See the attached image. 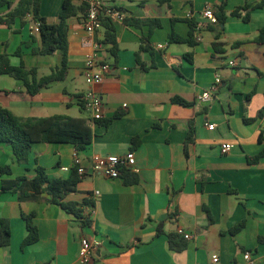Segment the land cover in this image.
<instances>
[{
    "label": "crops",
    "instance_id": "1",
    "mask_svg": "<svg viewBox=\"0 0 264 264\" xmlns=\"http://www.w3.org/2000/svg\"><path fill=\"white\" fill-rule=\"evenodd\" d=\"M105 1L125 17L159 19L162 28L143 42L149 36L148 26L137 29L115 22L119 44L115 61L109 47L95 51L85 45L90 37L83 25L86 12L81 13L69 20V69L64 81L32 96L20 81L0 76V108L23 119L84 118L93 130V141L84 151L77 152L68 143H35L24 164L10 145L0 143V169L10 166L12 171L0 172V191L3 181L34 178L38 165L51 178L68 179L78 154L88 172L66 201L82 205V215L91 221L85 227L80 218L51 203L48 195L20 202L15 194L1 193L0 220L9 221L11 242L0 247V264H85L83 238L96 247L92 264H249L246 252L253 264H264L260 241L264 239V117H260L264 44L254 42L264 28V8L251 10L249 22L230 16L261 0ZM64 2L42 0L41 17L58 24ZM84 3L75 0L78 6ZM223 3L229 18L215 31V22L204 12H216ZM246 14L241 11L242 17ZM190 19L199 25L196 46L171 43L173 33L188 38ZM35 22L27 0H8L0 6V55H8L15 66L24 63L27 69H36L40 79L61 67L63 56L34 53L41 46L40 35L31 30ZM103 37L99 30L91 39L99 43ZM215 42L223 43L226 52H216ZM239 42L243 44L235 46ZM142 45L149 49L141 51ZM94 52L111 67V74L101 84L89 86L83 70ZM214 86L213 98L201 101L199 97ZM89 90L102 97V121L112 120L108 126L94 122L82 108L80 99ZM117 114L121 116L115 118ZM191 130L193 140L187 142ZM134 138H139L138 146L133 145ZM226 143L232 148L223 154L221 146ZM129 153L136 158L130 171L137 183H128L123 175L110 179L92 174L93 155ZM256 156L260 159L250 163L249 158ZM85 200L95 207L84 206ZM24 215H34L39 235L36 243L26 246ZM242 222L244 228L232 234ZM179 230L191 234V240ZM170 236L185 245L182 251L171 247Z\"/></svg>",
    "mask_w": 264,
    "mask_h": 264
},
{
    "label": "trees",
    "instance_id": "2",
    "mask_svg": "<svg viewBox=\"0 0 264 264\" xmlns=\"http://www.w3.org/2000/svg\"><path fill=\"white\" fill-rule=\"evenodd\" d=\"M8 0H0V6L6 4ZM42 0H27L28 6H32L34 12L35 21L40 22V39L41 46L39 49L34 50L38 55H52L56 52H60L63 56V62L61 67H58L52 71L50 75L42 78H38L36 69H27L24 63L19 66H15L11 63L8 55H0V76L8 75L18 81H20L26 88L27 92L35 96L41 92L44 88H47L53 83L62 82L66 79L68 73V35H69V20L71 18L79 16L81 13L87 11V4L84 3L80 6L75 4V0H65L63 8L60 13V22L58 24H50L46 18L41 17L40 7ZM167 1V0H163ZM264 8V0H261L258 4L252 6L245 4L243 7L235 9L230 16L242 18L245 22H249L250 11ZM120 10V9H118ZM121 11V10H120ZM241 11L247 12L242 17ZM216 17L217 31L220 26L226 24L229 14L226 12V3L217 7V11L214 12ZM102 30L104 31V37L99 46L109 47V53L118 59L119 44L117 39V30L115 22L109 16L103 14L101 16ZM124 22L137 29H143V27H149V36L143 37V42H148L151 35L158 28H162V23L159 19H147L141 20L134 17H126ZM190 31L188 38H183L175 33L170 36L171 43H185L190 47H194L197 44L195 33L197 32L199 25L194 20H187ZM11 25L10 22H7ZM220 34L216 36L217 40L220 38ZM257 44H264V28L260 29L258 36L254 40ZM243 44L239 42L235 46ZM215 51L218 53H225L226 48L223 43H214ZM141 51H146L149 48L141 46ZM21 50L17 52V56H20ZM190 61L191 54H187ZM116 63V62H115ZM175 101L184 102L180 98H176ZM82 108H84L82 106ZM121 114H117L115 118H119ZM260 117H264V110L260 113ZM96 123L108 126L112 120L102 121L98 119ZM193 140V131L189 132L187 142ZM93 141V130L89 125L87 119L84 118H72L65 115H55L48 118H28L23 119L15 116L10 110L6 108H0V143L8 144L12 147L13 153L16 156L19 163H27L32 150V146L35 143H68L76 147L77 152L84 151ZM133 145L138 146L140 144L139 138L133 139ZM260 159V156L249 158L250 163H256ZM2 174H10L11 167L6 166L0 169ZM35 177L30 179L27 176H19L13 181H3L1 193L10 192L17 195L20 202L29 200H38L41 195L50 196L49 201L55 205H58L63 210L67 211L80 218L85 227L90 226L91 221L88 217L82 215L81 206L75 202H67V196L77 190L78 184L81 181V177L78 174V167H74L72 173L68 179H55L51 178L44 167L37 166L35 168ZM125 180L128 183H137L138 178L128 169L122 171ZM84 206L94 208L95 204L92 201L85 200ZM27 222L28 236L24 240L23 246L36 243L39 239L38 230L33 223L34 215H24ZM245 226V223L237 225L231 230L232 234L240 232ZM175 236H170V244L174 250L182 251L185 247L184 244H176ZM260 241L264 243V239L260 238ZM11 242V227L8 220H0V247L9 245Z\"/></svg>",
    "mask_w": 264,
    "mask_h": 264
},
{
    "label": "built area",
    "instance_id": "3",
    "mask_svg": "<svg viewBox=\"0 0 264 264\" xmlns=\"http://www.w3.org/2000/svg\"><path fill=\"white\" fill-rule=\"evenodd\" d=\"M87 4L86 17L83 22L84 28L89 35V39L85 41V45L92 46L95 51L99 49V43L93 41L91 37L97 33V31L102 30L101 16L105 14L113 19L114 22H124L125 15L118 10L113 5L107 3L105 0H84ZM204 16L210 19L212 22H216V17L214 11L208 9L204 12ZM40 22L36 21L31 25V30L34 33H40ZM162 47V46H160ZM97 52L89 55L86 59L83 75L86 83L89 86L101 84L110 74L111 67L103 63L97 56ZM235 65V63H231ZM216 86L212 87L211 90L203 93L199 99L203 102H209L213 98V92L216 90ZM81 105L84 109L90 113L92 120L95 122L98 119H102L104 116V102L102 97L93 90L86 92L80 99ZM207 127L211 130L215 128V125L207 124ZM222 153L226 154L230 152L232 145L230 143L223 144L221 146ZM136 164V158L134 153H129L124 156H99L93 155L91 160V172L94 175H102L110 179H120L123 175V169L132 170ZM74 167H78V174L81 178H84L87 174L86 167L82 166L81 159L78 154L74 155ZM99 194V193H97ZM178 233L186 240H191L192 235L179 230ZM96 247L88 239L83 238L81 241V258L85 264H92L94 260ZM246 261L249 264H253V258L251 253L246 252L244 255ZM219 261L217 256H213V262L217 263Z\"/></svg>",
    "mask_w": 264,
    "mask_h": 264
}]
</instances>
